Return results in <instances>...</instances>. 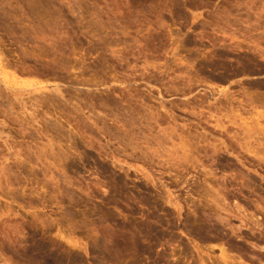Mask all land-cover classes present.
Wrapping results in <instances>:
<instances>
[{
  "label": "rangeland",
  "instance_id": "rangeland-1",
  "mask_svg": "<svg viewBox=\"0 0 264 264\" xmlns=\"http://www.w3.org/2000/svg\"><path fill=\"white\" fill-rule=\"evenodd\" d=\"M0 54L9 87L0 78V264H52L39 254L42 244L63 254L66 264L219 260L220 245L192 240L183 233L185 215L179 221L168 214L173 208L163 201L198 197H188V185L176 181L186 173L170 170L167 162L187 152L216 173L217 180L208 181L217 193L224 195L220 184L227 173L237 186L231 170L213 164H234V156L225 149L212 154L242 133L233 128L223 137L197 121L213 127L224 114L229 121L230 109L213 107L220 91L235 96V112L228 115H240L238 122L253 126L264 112V0H0ZM250 96L260 101L249 106ZM200 166L195 171L189 165L184 177L203 180ZM249 168L244 171L258 182L244 194L254 204L264 198V173ZM223 203L236 202L227 197ZM149 223L158 227L153 250L131 244L125 250L140 228L147 235L143 224ZM103 242L123 257L112 249L118 259L108 261ZM232 242L241 248L231 252L238 264H264L256 241ZM97 246L100 253L93 252Z\"/></svg>",
  "mask_w": 264,
  "mask_h": 264
},
{
  "label": "bare ground",
  "instance_id": "bare-ground-1",
  "mask_svg": "<svg viewBox=\"0 0 264 264\" xmlns=\"http://www.w3.org/2000/svg\"><path fill=\"white\" fill-rule=\"evenodd\" d=\"M41 2V1H40ZM29 4V3H28ZM31 4V3H30ZM30 4H29V6H30ZM31 9V8H30ZM34 11V10H33ZM31 12V11H30ZM36 12V11H35ZM12 14V13H11ZM10 14V15H11ZM37 14V13H36ZM9 15V14H8ZM31 15V14H30ZM15 16V15H14ZM13 16V17H14ZM7 18V17H6ZM260 18V17H259ZM12 19V18H11ZM16 20V19H15ZM14 20V21H15ZM10 21V23H11V20H9ZM20 25H21V23H19ZM27 34V33H26ZM222 42V41H221ZM237 44V43H236ZM226 47H228V46H226ZM256 47V46H255ZM249 48V47H248ZM253 49V48H252ZM255 49V48H254ZM235 50V49H234ZM251 50V49H250ZM239 51V50H238ZM233 52V51H232ZM3 54V53H2ZM1 55V54H0ZM223 55V54H222ZM228 58V57H227ZM225 59V58H224ZM245 59V58H244ZM215 62V61H214ZM0 63H1V60H0ZM10 64V63H9ZM254 64V63H253ZM206 66V65H205ZM214 72H215V70H214ZM219 73V72H218ZM223 74V73H222ZM5 74H4V72H3V70H2V67H0V78H2V82H3V84H4V87L6 88V89H9V87H8V85H7V83L8 82H6V76H4ZM11 76V75H10ZM223 78V77H222ZM192 80V79H191ZM199 81V80H198ZM221 81H222V79H221ZM194 82V81H193ZM224 82V81H223ZM1 84V83H0ZM191 84V83H190ZM189 84V85H190ZM193 84V83H192ZM183 85H185V84H183ZM187 86V85H186ZM191 86V85H190ZM194 86V85H193ZM0 87L1 88H3L1 85H0ZM189 87V86H188ZM177 88V87H176ZM179 88V87H178ZM181 88V87H180ZM259 88H260V86H259ZM211 89V88H210ZM213 89V88H212ZM215 89V88H214ZM3 90V89H2ZM1 89H0V92L2 91ZM180 90V89H179ZM175 91H176V89H175ZM186 91V90H185ZM184 91V92H185ZM206 91V90H205ZM227 91V90H226ZM250 91V90H249ZM2 92H4V90L2 91ZM204 92V91H203ZM254 92V91H253ZM257 92V91H256ZM262 92V91H261ZM175 93H177V92H175ZM187 93V92H186ZM219 93V95L221 96L220 98L221 99H219V100H217V101H215L217 104H219L218 106L216 105V106H213L214 104H216V103H214L213 105L210 103V101H209V103L213 106V107H216V108H218V110L219 111H222V109H225V108H227V110L228 109H230V111L232 112V114H233V112H235L234 110L236 109V108H232V105L234 104L233 102H234V100H235V98H234V100H233V96L232 95H230V94H228L227 92H224V91H220V92H218ZM234 93V92H233ZM238 93V92H237ZM245 93V92H244ZM248 93V92H247ZM246 93V94H247ZM3 94V93H2ZM185 94V93H184ZM236 94V93H235ZM255 94V93H254ZM5 95V94H4ZM242 95V94H241ZM194 96V95H193ZM197 96V95H196ZM211 96V95H210ZM213 96V95H212ZM257 96V95H256ZM255 96V98L253 97V96H250L249 97V99H247V98H245L246 100H248V101H246L245 99V102L249 105V106H252V105H254L255 103H256V101H260L258 98L259 97H256ZM187 98H188V96H186ZM235 97V96H234ZM241 97V96H240ZM192 98V97H191ZM191 98H189V99H191ZM205 98L207 99V94H206V96H205ZM204 98V99H205ZM239 98V97H238ZM242 98V97H241ZM258 100H257V99ZM263 98V97H262ZM194 99H196L195 97H194ZM200 99V98H199ZM206 99L204 100V101H206ZM243 99V98H242ZM260 99H261V97H260ZM198 100V99H197ZM211 100V99H210ZM263 100V99H262ZM189 101V100H188ZM193 101V100H192ZM224 101H225V103H224ZM236 101V100H235ZM264 101V100H263ZM202 102H203V100H202ZM239 102V101H238ZM237 102V103H238ZM242 102H243V100H242ZM244 102V103H245ZM195 103V102H194ZM204 103V102H203ZM236 103V102H235ZM244 103H243V105H244ZM252 103H254V104H252ZM202 104V103H201ZM206 104V103H205ZM208 104V103H207ZM252 104V105H251ZM240 105L242 106V104L240 103ZM247 105V106H248ZM258 105V104H257ZM163 106V105H162ZM203 106V105H202ZM205 106V105H204ZM209 106V105H208ZM246 106V105H245ZM260 106V105H259ZM264 106V105H263ZM211 107V106H210ZM236 107H237V105H236ZM254 108H253V110L255 109V110H257L256 108H258V107H256L255 108V106H253ZM203 108V107H202ZM264 108V107H263ZM214 109V108H213ZM226 110V109H225ZM225 110H223V112L225 111ZM239 110V109H238ZM254 110V111H255ZM215 111V110H214ZM230 111L228 110V112L230 113ZM250 111V110H249ZM252 111V110H251ZM254 111H252L253 113H254ZM216 112H218L217 111V109H216ZM222 112V113H223ZM243 112V111H242ZM193 113V112H192ZM220 113L221 112H219V115H220ZM229 113H227L226 114V119H227V117H228V119H229V121H225L224 119H223V117H224V115L221 117L220 116V118L218 117L217 118V116H216V119H215V122H216V124L213 126V127H211L210 125V127L208 126V124L206 123V124H203L204 122H200L199 120L197 121V122H199L198 124L200 125V126H202L201 128H202V130H204V131H209L210 133H213V134H221L223 137H224V134H225V137H226V134H233L234 132H237V130H239L242 134L243 133H248L247 135L246 134H243L244 136H241L240 137V135H242V134H240V133H238V134H236V133H234L235 135H232L231 136V143L229 144V145H224V143H225V140H224V142L222 143V147H219V145L217 146H214V150H213V154L212 155H216V156H218V154H221L220 152L221 151H223L224 149L226 150V151H228L229 153H227V154H230V155H232V157H233V159L235 158L236 160H237V162L236 163H231L230 161H226V160H223V161H220L219 163L216 161V159L214 160L213 158H214V156H212L213 158V164H216V165H218V166H220L221 168L220 169H222L221 171L222 172H224V173H226L227 172V170L229 169V170H231L230 172H231V178L237 183V186L236 187H234V185H233V183H231L228 179H227V174L224 176V177H221V180H222V183L220 184L221 185V187H222V191H224V195H223V193H222V195H220V192L219 193H217L218 192V190H217V192H216V189L214 190V187L212 186V183L210 182L211 180H217V178H216V173H213V171L212 170H210V168H209V170H206L207 168L205 167V163L204 162H202L201 160H200V158L198 159V158H196L194 155H190L189 153V155L187 154V152H184L183 153V155H182V157H179V156H181V155H179V156H177V158H172L171 157V163H168L167 161H162V162H164L163 164H165L166 162H167V164H171V166L169 167V169L170 170H175V168L176 169H181L182 168V171H184L185 173H186V175L188 174V176L190 175V172H189V165L191 166L190 168H194V170L196 169V167L197 166H199V165H201L200 166V169H201V167H203L205 170V172H204V179L203 180H201V178L200 177H197L196 175H191V177L193 176V178H195L196 179V181L194 180V182H193V180H192V182H191V180H188V179H186L184 176H186V175H183L182 173H184V172H182L181 173V170L179 171L180 172V174L179 173H177V174H179L180 176L181 175H183L182 177H178L177 176V178H180V179H178V180H176L177 181V184L178 183H185V184H182V185H186L187 187H188V189H189V193H188V197L189 198H191V199H193L194 197H196L197 199H198V201L199 202H197V199L196 200H191L190 202H188L189 201V199L187 200V198H185V202H184V204L183 203H181L180 202V200L179 201H177V202H173V200H165L163 197V199L165 200V201H163V199H162V201L166 204V205H168V206H170L171 207V209H172V211L170 212V211H168V214L169 215H173V216H175L174 218H176L177 220H179V218L180 217H182V215L184 216L185 215V219H184V226L183 227H185L184 228V231L185 232H183L184 234L185 233H187L190 237H192L191 239L192 240H197V241H201V242H207V243H209V242H213L214 244L215 243H217V245H220L221 246V253H220V255H219V260H216V263L217 264H238L237 263V261H235V257H233L232 256V254H231V252H232V250L233 249H238V251H240L239 250V246H238V248H237V245L235 244V243H233L232 241H236V240H238L239 239V241H241V240H245V239H247L248 241H249V239L250 240H253V241H256L255 243H253L252 245H254V246H256L257 248H260V249H262V250H264V228H263V226H264V224H263V221H264V219L262 218V217H260V216H257L256 215V212L255 211H258V210H263L264 211V198L263 199H261L260 201H258L257 203H255L254 202V204L253 203H251L248 199V197L244 194V192H246V191H244L245 189L246 190H251V189H253L254 187H252V186H255L256 185V182H258V179L257 178H254L255 176H253L252 174V176L248 173V171H244V170H250V168H249V166H251V169H252V167L254 168V167H256L253 171H255V172H257V173H259L260 171H262V173H264V125L262 126V124L264 123L263 121H264V112H259V113H257V117H258V119L257 120H255L256 121V124L255 125H253V126H251V125H249V124H247V123H241V122H238V120H236L237 118H236V116L238 117V118H240V115H236L235 117L234 116H232V117H230L228 114ZM247 113H249L248 111H247ZM253 113L251 114V115H253ZM163 114V113H162ZM204 114V113H203ZM218 114V113H217ZM216 114V115H217ZM237 114V113H236ZM242 114H244V113H242ZM199 115V114H198ZM200 115H201V113H200ZM222 115V114H221ZM214 116V115H213ZM160 117V116H159ZM161 118V117H160ZM196 118V117H195ZM211 118H212V116H211ZM232 118V119H231ZM263 119L261 122H262V124H261V122H260V120L259 119ZM94 119V118H93ZM96 119V118H95ZM155 119V118H154ZM201 119V118H200ZM203 120V119H202ZM244 119H241L240 121H243ZM97 121V120H96ZM244 122V121H243ZM98 123V122H97ZM227 123H229V124H231V125H227ZM211 124V123H210ZM199 125H198V127H199ZM244 125H249V126H244ZM233 128H235V131L233 132L232 130H234ZM237 128V129H236ZM238 131V132H239ZM233 132V133H232ZM206 134V133H205ZM228 135H227V138H228ZM257 136H258V138H257ZM262 136V137H261ZM233 139H235L236 141V143H233L232 141H234ZM162 140V139H161ZM228 140V139H227ZM201 142V141H200ZM229 142V141H228ZM226 144H228V143H226ZM224 145V146H223ZM138 147V146H137ZM219 147V148H218ZM185 148V147H184ZM136 150V149H135ZM182 150H183V148H182ZM181 150V151H182ZM191 153V152H190ZM154 154V153H153ZM158 154V153H157ZM181 154V153H180ZM185 154V155H184ZM196 154H198V153H196ZM146 155V154H145ZM150 155V154H149ZM152 155V154H151ZM175 155V154H174ZM148 156V155H147ZM146 156V157H147ZM153 156V155H152ZM151 156V157H152ZM159 156V155H158ZM161 156V155H160ZM192 156V157H191ZM170 157V156H169ZM175 157V156H174ZM211 157V156H210ZM153 158V157H152ZM154 158H156V157H154ZM161 158V157H160ZM163 158V157H162ZM208 158V157H207ZM219 158H221V157H219ZM177 159H178V161H177ZM152 160V159H151ZM154 160V159H153ZM152 160V161H153ZM218 160V159H217ZM159 162V161H158ZM173 162V163H172ZM175 162V163H174ZM159 164H161V163H159ZM166 165V164H165ZM164 167V166H163ZM166 167V166H165ZM174 168V169H173ZM244 168H246V169H244ZM199 169V168H198ZM214 169V168H213ZM219 169V168H218ZM215 170V169H214ZM217 170V169H216ZM260 170V171H259ZM196 171V170H195ZM199 171V170H198ZM203 171V170H202ZM259 171V172H258ZM172 172V171H171ZM176 172H178L177 170H176ZM192 172V171H191ZM200 172V171H199ZM168 173V172H167ZM193 173V172H192ZM251 173V172H250ZM199 175H200V173H198ZM260 174V173H259ZM224 175V174H223ZM230 175V174H229ZM256 175V174H255ZM195 176V177H194ZM201 176H202V174H201ZM257 176V175H256ZM260 176H261V180H263L264 181V175H262V174H260ZM187 177V176H186ZM229 177V176H228ZM220 178V177H219ZM257 179V180H256ZM201 180V181H200ZM208 180H210V181H208ZM221 180H220V182H221ZM212 181V182H213ZM219 181V180H218ZM233 181V182H234ZM216 182V181H215ZM175 183V182H174ZM173 183V184H174ZM219 183V182H218ZM218 183H216V185L218 184ZM176 183H175V185H177ZM214 184V183H213ZM220 185L218 186V187H220ZM179 186H180V184H179ZM174 187V186H173ZM178 187V186H177ZM256 187V186H255ZM66 189V188H65ZM169 189V188H168ZM187 189V188H186ZM253 190H256V189H253ZM69 191V190H68ZM166 191V190H165ZM170 191V190H169ZM187 191V190H186ZM263 191H264V188H263ZM256 192V191H255ZM166 193H167V191H166ZM71 194V193H70ZM226 194V195H225ZM196 195V196H195ZM218 195V196H217ZM70 196V195H69ZM156 196V195H155ZM220 196V197H219ZM223 196V197H222ZM151 197V196H150ZM228 197V199H229V197H232L233 199H234V202H236L234 205H231V206H229L228 207V204L227 205H225L224 203L223 204H221V201H226V198ZM152 198V197H151ZM161 198V197H160ZM259 200V199H258ZM151 202H153V201H151ZM156 202V201H155ZM154 203V202H153ZM242 203H243V205H242ZM140 204V203H139ZM156 204V203H155ZM161 204V203H160ZM141 205V204H140ZM143 205V204H142ZM148 206H150V205H148ZM156 206H159V204L158 205H156ZM144 207V206H143ZM145 208H147V207H145ZM153 208H155V207H153ZM148 209V208H147ZM164 209H166V208H164ZM253 209H255V211L253 210ZM149 210V209H148ZM158 210H160V209H158ZM162 210V209H161ZM253 210V212H250V211H252ZM147 211V210H146ZM162 211H164V210H162ZM184 212V213H183ZM258 212H260V211H258ZM141 213V212H140ZM250 213V214H249ZM166 214V213H165ZM168 214H166V215H168ZM249 214V215H248ZM152 216H148V218L149 217H151V218H155V215L154 214H151ZM145 216V215H144ZM142 217V216H141ZM147 218V219H148ZM146 219V218H145ZM146 219V222L147 221H149V220H147ZM150 219V218H149ZM159 219V218H158ZM163 219V218H162ZM175 219V220H176ZM160 221H161V219H159ZM158 220V221H159ZM167 220H168V218H167ZM170 220V219H169ZM176 220V221H177ZM236 220H238L240 223H239V225H236L235 223H234V221H236ZM159 221V224L161 223ZM163 221V220H162ZM170 221H172V220H170ZM180 221V220H179ZM127 222V221H126ZM145 222V221H144ZM145 222V223H146ZM174 222V221H173ZM172 222V223H173ZM158 224V222H155V224ZM163 223V222H162ZM164 223H165V226H167L166 225V223L167 222H165L164 221ZM171 223V224H172ZM175 223V222H174ZM128 224V223H127ZM153 224V223H152ZM143 224V226L144 225H146V231H148V233H151V234H149L148 235V233H147V235H148V237H150V238H153L154 237V239L152 240H150V238L148 239L147 238V235L145 234L146 232H141L142 231V229L140 228L139 229V231L140 232H138V231H136L134 228H132V230L134 229L136 232H138L136 235L135 234H130V236H132L131 237V239H132V241H131V239L129 240V242H127L124 246L126 247H124L123 246V244H121L120 246H123L122 248H125V250H127V246H129L130 244L131 245H133V248H136V249H140V250H143L144 251V253H150L151 252V250H153L152 249V246L155 244V242L157 241L156 239V230H157V228L156 227H154L155 225L153 224ZM170 223L168 224V225H171ZM121 225V224H120ZM162 226H164V224L162 225ZM174 226V228H175V225L174 224H172L170 227L172 228ZM131 227V226H130ZM133 227V226H132ZM138 227V226H137ZM123 228V227H122ZM136 228V227H135ZM156 228V229H155ZM170 228V229H171ZM170 229H168V230H166V232L168 231V233H169V230ZM160 230V229H159ZM174 230V229H173ZM243 230H248L250 233L247 235V234H245V232L243 231ZM130 231V230H129ZM163 231H165V230H163ZM172 231V230H171ZM153 232H155V235L154 236H152V233ZM157 232H158V230H157ZM166 232H164V233H166ZM141 233H143V235L145 234L146 235V242L148 241L149 243H150V245H148V246H145V244H143L144 243V240H142L143 238H145V235H144V237H142V234ZM164 233H160V237H161V234H164ZM182 233V234H183ZM183 234V235H184ZM126 235V234H125ZM141 235V236H140ZM166 235V234H165ZM168 235V234H167ZM187 235V236H188ZM61 236V235H60ZM59 236V237H60ZM124 236V235H123ZM164 236V235H163ZM66 237H68V236H66ZM107 237V236H106ZM105 237V238H106ZM158 237V236H157ZM171 237H174V239L176 240V236H173V235H171ZM97 239H98V237H96ZM127 238V237H126ZM34 239V238H33ZM67 240H68V238H66ZM107 239V238H106ZM124 239V238H123ZM159 239V238H158ZM171 239H173V238H171ZM170 239V240H171ZM105 240V239H104ZM32 241H34V240H32ZM97 241V240H96ZM96 241H95V243H96ZM123 241V240H122ZM162 241V240H161ZM35 242V241H34ZM51 242V241H50ZM113 242V241H112ZM173 242H174V240H173ZM48 243V242H47ZM61 243V242H60ZM73 243V242H72ZM110 243V242H109ZM109 243L107 244V243H102L103 245H104V247H105V249L104 248H102V250H103V252H101V244H100V247L99 246H97V247H95L94 249H93V252L94 253H104L105 251L104 250H106L107 252H105L106 254L108 253V261L110 260V262L111 261H114V260H116V259H118V257H116V255H119L120 254V256H121V253L119 252V254H118V252L116 251V252H114L115 250L113 249V247H111L110 245H109ZM246 243V242H245ZM252 243V242H251ZM112 244V243H111ZM30 245V244H29ZM39 245V244H38ZM64 245V244H63ZM62 245V246H63ZM69 245V244H68ZM74 245H75V243H74ZM74 245H73V247H74ZM93 245V244H92ZM91 245V246H92ZM119 245V244H118ZM70 246V245H69ZM68 246V247H69ZM76 246V245H75ZM38 248L40 247V249H39V254L41 253L42 254V256L43 257H45V259H47V261L48 260H50L51 262H52V264H66V263H68L67 261H66V259L65 258H63L62 256H60V255H63V254H60L59 255V253H58V251H57V253L56 252H54L53 250H50L49 248H48V245H46V244H42V246H37ZM59 247V246H58ZM118 247V246H117ZM131 247V246H130ZM156 247V246H155ZM186 247V246H185ZM197 247V246H196ZM61 248V247H60ZM64 248V247H63ZM75 248V247H74ZM121 248V249H122ZM129 248V247H128ZM112 249H113V252L114 253H117L115 256H114V253L112 252ZM197 249H199L198 247H197ZM241 249V248H240ZM243 249V248H242ZM61 250V249H60ZM74 250V249H73ZM120 250V249H119ZM124 250V249H123ZM124 250V251H125ZM185 250V249H184ZM208 250V249H207ZM213 250V249H212ZM244 250V249H243ZM56 251V250H55ZM62 251V250H61ZM186 252H187V250H185ZM236 251V250H235ZM245 251V250H244ZM63 252H65V251H63ZM127 252V251H126ZM125 252V253H126ZM135 252H136V250H135ZM153 252V251H152ZM104 253V254H105ZM128 253V252H127ZM179 253V252H178ZM233 253V252H232ZM235 253V252H234ZM66 254V253H65ZM76 254V253H75ZM130 254V253H129ZM173 254V253H172ZM184 254H186V253H184ZM184 254H181V255H183L184 256ZM188 254V253H187ZM31 255V254H30ZM95 255V254H94ZM102 255V254H101ZM122 255H124V253L122 254ZM143 255V254H142ZM176 254H174L173 256H175ZM255 255V254H254ZM32 256H34V255H32ZM119 256V257H120ZM126 256V255H125ZM143 256H145V255H143ZM155 256V255H154ZM202 256V255H201ZM264 256V255H263ZM37 257V256H36ZM40 257V256H39ZM121 257H123V256H121ZM204 257V256H203ZM41 258V257H40ZM79 258V257H78ZM183 258V257H182ZM35 259V258H34ZM44 259V260H45ZM72 259V258H71ZM136 259V258H135ZM134 259V260H135ZM179 259V258H178ZM29 260V259H28ZM32 260V259H31ZM79 260V259H78ZM205 260V259H204ZM40 261V260H39ZM74 261V260H73ZM76 261V260H75ZM133 261V260H132ZM214 261V260H213ZM34 262V261H33ZM45 262V261H44ZM181 262V261H180ZM50 263V262H49ZM96 263V262H95ZM160 263V262H159ZM215 263V264H216ZM208 264V263H207Z\"/></svg>",
  "mask_w": 264,
  "mask_h": 264
}]
</instances>
